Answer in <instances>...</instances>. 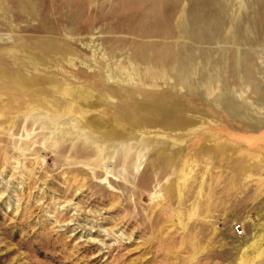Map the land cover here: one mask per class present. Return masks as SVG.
Wrapping results in <instances>:
<instances>
[{"label":"rangeland","instance_id":"rangeland-1","mask_svg":"<svg viewBox=\"0 0 264 264\" xmlns=\"http://www.w3.org/2000/svg\"><path fill=\"white\" fill-rule=\"evenodd\" d=\"M0 264H264V0H0Z\"/></svg>","mask_w":264,"mask_h":264},{"label":"built area","instance_id":"built-area-1","mask_svg":"<svg viewBox=\"0 0 264 264\" xmlns=\"http://www.w3.org/2000/svg\"><path fill=\"white\" fill-rule=\"evenodd\" d=\"M234 228H235V231H236L237 233H239V234H242L243 231H244V229H243L241 223H237V224H235Z\"/></svg>","mask_w":264,"mask_h":264}]
</instances>
